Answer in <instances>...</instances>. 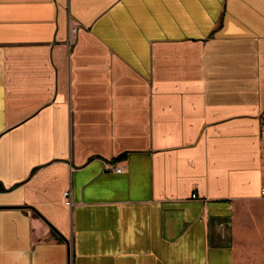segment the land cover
I'll list each match as a JSON object with an SVG mask.
<instances>
[{
	"label": "crops",
	"instance_id": "obj_1",
	"mask_svg": "<svg viewBox=\"0 0 264 264\" xmlns=\"http://www.w3.org/2000/svg\"><path fill=\"white\" fill-rule=\"evenodd\" d=\"M263 188L264 0H0V264H264Z\"/></svg>",
	"mask_w": 264,
	"mask_h": 264
},
{
	"label": "built area",
	"instance_id": "obj_2",
	"mask_svg": "<svg viewBox=\"0 0 264 264\" xmlns=\"http://www.w3.org/2000/svg\"><path fill=\"white\" fill-rule=\"evenodd\" d=\"M70 32H71V35L74 34L75 32V27H72L70 29ZM114 173H121L122 172V169L121 168H113L112 169ZM261 195L264 197V188L262 189L261 191ZM193 198H195V196H193ZM64 202H65V205L68 206V207H71L72 206V201H71V198H70V192L69 191H66L64 193Z\"/></svg>",
	"mask_w": 264,
	"mask_h": 264
},
{
	"label": "water",
	"instance_id": "obj_3",
	"mask_svg": "<svg viewBox=\"0 0 264 264\" xmlns=\"http://www.w3.org/2000/svg\"><path fill=\"white\" fill-rule=\"evenodd\" d=\"M64 241H65V243H66V245H67V249H68V264H70V249H69V243L65 240V239H63Z\"/></svg>",
	"mask_w": 264,
	"mask_h": 264
}]
</instances>
